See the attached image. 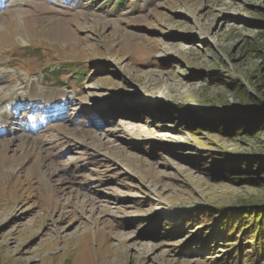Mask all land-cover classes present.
<instances>
[{
	"label": "rangeland",
	"instance_id": "rangeland-1",
	"mask_svg": "<svg viewBox=\"0 0 264 264\" xmlns=\"http://www.w3.org/2000/svg\"><path fill=\"white\" fill-rule=\"evenodd\" d=\"M0 264H264V0H0Z\"/></svg>",
	"mask_w": 264,
	"mask_h": 264
},
{
	"label": "trees",
	"instance_id": "trees-1",
	"mask_svg": "<svg viewBox=\"0 0 264 264\" xmlns=\"http://www.w3.org/2000/svg\"><path fill=\"white\" fill-rule=\"evenodd\" d=\"M83 73H84V72L79 71V70H74V72H72V74H75L77 77L83 75ZM232 231H233V230H232ZM214 232H215V231H214ZM231 235H232V234H231ZM236 235H237V234H235L233 238H232V236L229 237V238L235 240L236 238H238ZM215 237L217 238L218 236H215ZM225 237H226V236H225ZM227 238H228V237H227ZM238 239H240V241H245V239H241V237L238 238ZM243 245H245V244H242V243H241L240 246H243ZM220 246H222V247H229V244H228L227 242H224L223 244H220Z\"/></svg>",
	"mask_w": 264,
	"mask_h": 264
},
{
	"label": "bare ground",
	"instance_id": "bare-ground-1",
	"mask_svg": "<svg viewBox=\"0 0 264 264\" xmlns=\"http://www.w3.org/2000/svg\"><path fill=\"white\" fill-rule=\"evenodd\" d=\"M6 119V121H8V119L7 118H5ZM3 124H5V122H3Z\"/></svg>",
	"mask_w": 264,
	"mask_h": 264
}]
</instances>
